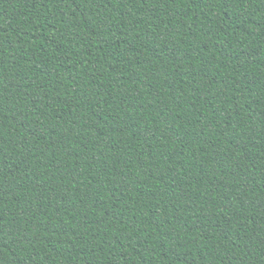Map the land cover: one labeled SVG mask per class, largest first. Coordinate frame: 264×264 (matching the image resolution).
I'll return each instance as SVG.
<instances>
[{
	"label": "trees",
	"instance_id": "obj_1",
	"mask_svg": "<svg viewBox=\"0 0 264 264\" xmlns=\"http://www.w3.org/2000/svg\"><path fill=\"white\" fill-rule=\"evenodd\" d=\"M0 264H264V0H0Z\"/></svg>",
	"mask_w": 264,
	"mask_h": 264
}]
</instances>
